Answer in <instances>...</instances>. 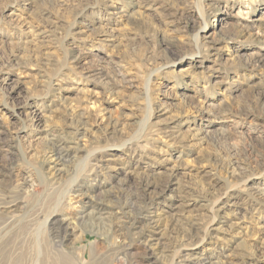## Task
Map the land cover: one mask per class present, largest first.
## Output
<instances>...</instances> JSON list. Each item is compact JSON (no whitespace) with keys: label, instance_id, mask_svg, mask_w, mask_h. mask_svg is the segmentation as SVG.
Wrapping results in <instances>:
<instances>
[{"label":"rangeland","instance_id":"rangeland-1","mask_svg":"<svg viewBox=\"0 0 264 264\" xmlns=\"http://www.w3.org/2000/svg\"><path fill=\"white\" fill-rule=\"evenodd\" d=\"M0 171V264H264V0H0Z\"/></svg>","mask_w":264,"mask_h":264},{"label":"bare ground","instance_id":"bare-ground-1","mask_svg":"<svg viewBox=\"0 0 264 264\" xmlns=\"http://www.w3.org/2000/svg\"><path fill=\"white\" fill-rule=\"evenodd\" d=\"M82 129H79V130L77 129V133H82L83 132ZM70 142H71L70 140L68 141L66 139H61V140H58V141L55 140V141H52L51 142V151H50L51 152L50 153L51 154V157L47 161L48 162L47 165H48V168H49L47 170L48 171H51V172H54V174L56 176H58V177L62 175L64 169L66 170V168H62L61 169L60 166L61 167L62 166L66 167V163L68 162L66 160V158L69 155V153L71 151H74V150L76 151L77 150L76 148L72 147L73 145L70 146V144H71ZM50 154H49V156H50ZM85 188H87V189H85V191H84L83 190L84 189V186H81V189H79L80 190L79 193H81V195L78 196V197H87L86 196L87 191H91L92 190L90 187H85ZM17 202H5V203L2 204V208H1L2 209V215L5 217L6 222H9V221H12L13 219H15V217H12L11 215L13 213H16V211L19 209V203H17ZM79 219L81 221H83L85 218H84V216H79ZM48 222H49L48 223L49 225L53 226V229L52 230H54V227L56 225H59L60 230H62V227L67 223V220L64 218V219H61V220L60 219H56L54 221H48ZM64 261L66 262V264H74L73 261H72V257H69V256H64Z\"/></svg>","mask_w":264,"mask_h":264}]
</instances>
